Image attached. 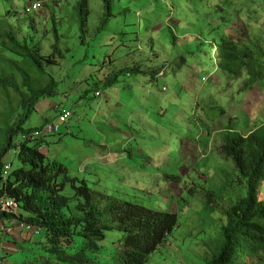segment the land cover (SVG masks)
<instances>
[{
	"label": "rangeland",
	"instance_id": "1",
	"mask_svg": "<svg viewBox=\"0 0 264 264\" xmlns=\"http://www.w3.org/2000/svg\"><path fill=\"white\" fill-rule=\"evenodd\" d=\"M31 1L0 0V18L60 84L53 98L40 100L24 129L57 121L61 108L73 110L42 143L47 162L63 163L98 193L177 214V228L147 264H205L221 242L225 211L245 196L222 151L223 130L237 122L247 134L264 122V88L251 90L247 77L227 74L222 43L245 36L264 54V0H111L101 28L103 0H84L83 15L82 0H43L27 14ZM52 56L56 64L49 65L45 59ZM0 59L2 67L20 60L1 45ZM136 67L138 75L124 72L104 87L108 77ZM5 99L0 95V145L4 121L19 118ZM211 107L225 114L212 120ZM20 166L14 160L10 174ZM64 194L73 197L69 185ZM4 237L3 264L55 261L42 232L15 228ZM123 239L121 232H106L101 249L88 252L89 264H121Z\"/></svg>",
	"mask_w": 264,
	"mask_h": 264
},
{
	"label": "trees",
	"instance_id": "2",
	"mask_svg": "<svg viewBox=\"0 0 264 264\" xmlns=\"http://www.w3.org/2000/svg\"><path fill=\"white\" fill-rule=\"evenodd\" d=\"M103 2L105 10L99 28L110 17L111 0ZM78 7L83 15L84 0ZM83 27L82 22L81 31ZM0 45L20 58L7 67H2L0 59V95L6 97L4 106L7 110L14 111V106L19 109V118L12 124L2 120L6 130L0 145V183L4 182L0 194L15 198L20 208L15 217L0 211V219L15 218L25 226L40 229L50 245V254L55 256V261L25 260L21 264H89L88 252L97 253L105 233L113 230L124 234L119 255L121 264H147L149 256L177 228L176 213L151 210L94 191L86 180L70 176L63 163L47 162V157L38 149L44 139L33 144L22 143L15 157L21 166L4 179L9 151L16 148L15 136L33 130L24 129L25 122L40 100L57 94L60 83L45 71L44 60L37 57L27 41L20 42L13 28L2 18ZM222 48V63L229 76L247 77L251 90L264 88V54L251 39L236 36L223 41ZM56 52L63 58L54 45L53 53ZM45 61L49 65L56 64L53 56ZM124 72L138 75L140 69L121 70L120 74L108 77L104 87H112ZM156 72L149 74L155 77ZM210 109L212 120L225 114L222 107ZM223 132L222 151L232 161L238 182L245 187V196L225 211L221 242L205 264H264V198H260L264 185V122L247 134L239 131L237 122H230ZM68 185L73 197L64 194ZM73 201H76L74 209ZM210 202L208 200V204ZM75 246L81 248L74 253L62 249Z\"/></svg>",
	"mask_w": 264,
	"mask_h": 264
},
{
	"label": "built area",
	"instance_id": "3",
	"mask_svg": "<svg viewBox=\"0 0 264 264\" xmlns=\"http://www.w3.org/2000/svg\"><path fill=\"white\" fill-rule=\"evenodd\" d=\"M43 0H32L26 9L27 14H32L36 12L42 3ZM96 95H100V93H96ZM74 114L73 110L61 108L59 109V116L57 121L46 122L35 128L29 132L21 133L14 138V145L16 148H13L9 151V158L6 161L5 170H4V179L7 180L9 178V174L11 172V168L13 167V162L15 160L16 155L20 152V145L25 142H30V144L36 143L39 140H45L46 137L57 134L62 124H65ZM40 151H42V143L38 147ZM4 182L0 183V191L3 189ZM0 211L4 213H9L11 215L18 216L20 213L19 204L15 198L9 197L7 195L0 194ZM18 228L20 230H25L28 232L40 233V229H33L29 226H25L21 222L17 221L15 218H11L9 223L5 224L0 228L1 233L3 235H10L13 233L14 229ZM3 264V262H0Z\"/></svg>",
	"mask_w": 264,
	"mask_h": 264
},
{
	"label": "crops",
	"instance_id": "4",
	"mask_svg": "<svg viewBox=\"0 0 264 264\" xmlns=\"http://www.w3.org/2000/svg\"><path fill=\"white\" fill-rule=\"evenodd\" d=\"M9 220L3 221V220L0 219V228L3 227L5 224L9 223ZM20 231H23V230H20ZM0 234L3 236V238H5L4 235H3V233H1V230H0ZM3 241H4V239H3Z\"/></svg>",
	"mask_w": 264,
	"mask_h": 264
},
{
	"label": "bare ground",
	"instance_id": "5",
	"mask_svg": "<svg viewBox=\"0 0 264 264\" xmlns=\"http://www.w3.org/2000/svg\"><path fill=\"white\" fill-rule=\"evenodd\" d=\"M19 135V134H18ZM38 146V145H37Z\"/></svg>",
	"mask_w": 264,
	"mask_h": 264
}]
</instances>
